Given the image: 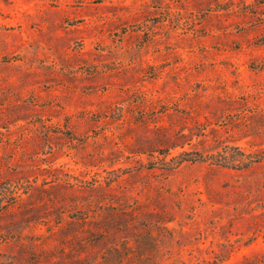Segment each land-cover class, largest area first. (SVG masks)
I'll use <instances>...</instances> for the list:
<instances>
[{
  "label": "rangeland",
  "instance_id": "1",
  "mask_svg": "<svg viewBox=\"0 0 264 264\" xmlns=\"http://www.w3.org/2000/svg\"><path fill=\"white\" fill-rule=\"evenodd\" d=\"M131 243L264 264V0H0V264Z\"/></svg>",
  "mask_w": 264,
  "mask_h": 264
},
{
  "label": "trees",
  "instance_id": "2",
  "mask_svg": "<svg viewBox=\"0 0 264 264\" xmlns=\"http://www.w3.org/2000/svg\"><path fill=\"white\" fill-rule=\"evenodd\" d=\"M235 155L238 158L235 160H238L239 163H235V161H228L226 159H224L222 161V159H217V161L219 162V164L224 165V166H228V167H234V166H245L247 163H245V153L240 151V150H235ZM186 155L187 153H181L180 155H177L176 157H180L181 155L183 156ZM197 158H201V157H194L192 158L197 159ZM226 158V157H225ZM183 160H188V159H183ZM191 160V159H190ZM129 248V253L128 256L129 259H133L136 258L134 263H126V262H120V263H116V264H161L158 260H159V255H158V250L154 248H152L150 251L148 249H146L145 247H136L134 243H131V245L128 246ZM128 252V251H127ZM125 256V255H124ZM123 256V258H124ZM125 257V259L127 258ZM138 257H141L143 259H138ZM150 258V262L146 263L145 259H149Z\"/></svg>",
  "mask_w": 264,
  "mask_h": 264
}]
</instances>
